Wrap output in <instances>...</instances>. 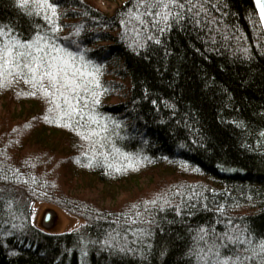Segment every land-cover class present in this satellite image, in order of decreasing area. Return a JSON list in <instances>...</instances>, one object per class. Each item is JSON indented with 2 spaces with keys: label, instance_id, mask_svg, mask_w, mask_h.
<instances>
[{
  "label": "trees",
  "instance_id": "obj_1",
  "mask_svg": "<svg viewBox=\"0 0 264 264\" xmlns=\"http://www.w3.org/2000/svg\"><path fill=\"white\" fill-rule=\"evenodd\" d=\"M49 2L54 10L37 12L35 0L27 10L0 0L10 35L39 32L76 53L71 74L80 85L66 96L63 81L0 63V98L13 103L0 119V264H212L218 234L259 244L264 34L253 0H190L205 9L192 8L200 23L186 7L181 21L152 30L156 39L141 34L143 48L127 17L136 0L111 14L90 0ZM42 52L67 55L47 45ZM77 181L130 195L109 208L76 195ZM38 202L82 223L46 228L33 220ZM245 248L228 241L219 251ZM250 251L256 259L247 264H260L264 253Z\"/></svg>",
  "mask_w": 264,
  "mask_h": 264
},
{
  "label": "snow or ice",
  "instance_id": "obj_2",
  "mask_svg": "<svg viewBox=\"0 0 264 264\" xmlns=\"http://www.w3.org/2000/svg\"><path fill=\"white\" fill-rule=\"evenodd\" d=\"M16 2L21 8L27 10L28 0H16ZM125 7H127V5H125ZM134 7L135 11L131 8L128 9L127 17H130L128 23L134 24L138 29L136 36L140 48L145 46L144 41L139 40L141 34L151 39H156L152 30L163 32L165 29L171 27L173 22L181 21L183 19L182 10L186 7L189 13L192 14L193 22L196 24L200 23L198 19L200 12L192 13V8L198 7L201 11H205L202 5L199 3L193 5L190 0H183V2L182 0H136ZM41 8L54 10L56 4L50 3L49 0H35L33 9L38 12ZM45 18L51 23L49 17L46 16ZM121 23H124V21H121ZM57 27H59V25H57ZM12 31V28H8L7 31H5L3 27H0V36L4 38L3 41L0 42V63L5 65L12 63V66L17 67L19 70V66L15 62L20 61L29 72L33 73L34 78L35 74L39 72L40 76L49 77L53 84L63 81L61 87L64 88L67 86L65 92L66 96L68 92L78 94L80 85L76 83L75 74H71L74 68L73 58L76 56V53L70 52L68 49L58 44H49L47 40L42 38V34L39 32L32 35L30 39H21L19 36L10 35ZM51 31H56V28H52ZM54 39L53 37V40ZM44 45L51 48L53 52L67 53V55L52 56L49 52H42ZM45 56L47 60L44 59ZM44 91L47 92L48 90L44 89ZM73 110V104L69 103L68 111L71 112ZM157 199H160L159 196ZM143 203L145 205H156L157 200L143 201ZM166 205L167 202L159 204L158 207L164 208ZM132 207L135 208L137 205L133 204ZM177 211H179L178 208ZM136 215L139 218V213ZM199 231L204 232V229L200 228ZM218 235L220 236V243L213 241V243L209 245V252L214 253L212 264H229L230 261L232 264H247L250 256L253 260L256 259V251H250V249H258L260 253H264V239H261L259 244L254 245L250 239H245L242 233L230 235L226 232ZM240 240L248 244L249 248L238 249L233 256L220 255L219 250L222 245L226 244L228 241L236 243ZM107 243L111 244V240H108ZM116 247H119V245H116ZM198 258L203 259L199 254ZM260 264H264V256L260 257Z\"/></svg>",
  "mask_w": 264,
  "mask_h": 264
},
{
  "label": "rangeland",
  "instance_id": "obj_3",
  "mask_svg": "<svg viewBox=\"0 0 264 264\" xmlns=\"http://www.w3.org/2000/svg\"><path fill=\"white\" fill-rule=\"evenodd\" d=\"M94 3L100 10L107 14H111L116 7L121 5L126 0H90ZM9 102V103H8ZM12 101L0 98V119H6L8 117V110H12ZM10 107V109H9ZM71 189L75 192L76 195L83 197V199H94L99 204L103 206H108L109 208H114L120 206L123 203L125 198H129L128 189L125 191H119L117 194L115 191L112 192L109 188L101 189L100 185L94 186H84L83 182L77 181L71 184ZM16 194L20 198H24L23 193L19 190H16ZM49 203L38 202L34 205L33 208V220L39 221L46 228H56L58 231L70 230L79 226L82 223L80 217L73 216L60 208L57 207H48ZM49 210L52 213L51 219L47 224H43L42 217L45 211Z\"/></svg>",
  "mask_w": 264,
  "mask_h": 264
},
{
  "label": "water",
  "instance_id": "obj_4",
  "mask_svg": "<svg viewBox=\"0 0 264 264\" xmlns=\"http://www.w3.org/2000/svg\"><path fill=\"white\" fill-rule=\"evenodd\" d=\"M253 3L256 9L258 20L260 22L264 34V0H259V2L258 0H253ZM51 216L52 213L49 210L45 211L42 217L43 224H47L50 221Z\"/></svg>",
  "mask_w": 264,
  "mask_h": 264
}]
</instances>
